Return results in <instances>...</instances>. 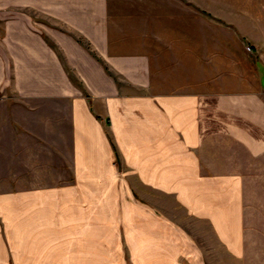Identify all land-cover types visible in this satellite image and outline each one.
<instances>
[{"label": "crops", "instance_id": "crops-1", "mask_svg": "<svg viewBox=\"0 0 264 264\" xmlns=\"http://www.w3.org/2000/svg\"><path fill=\"white\" fill-rule=\"evenodd\" d=\"M160 7L0 0V264L245 253L264 62L160 39Z\"/></svg>", "mask_w": 264, "mask_h": 264}, {"label": "rangeland", "instance_id": "rangeland-1", "mask_svg": "<svg viewBox=\"0 0 264 264\" xmlns=\"http://www.w3.org/2000/svg\"><path fill=\"white\" fill-rule=\"evenodd\" d=\"M158 4L159 9L168 5L167 12L173 13L155 18L160 39L189 41L191 50L203 48L207 59L236 57L241 71L252 67L250 58L264 62V0H158ZM250 171L245 253L234 258L217 242V252L209 254L211 264H264V160L255 158ZM166 201L174 204L171 199ZM173 212L194 228L181 210L173 208Z\"/></svg>", "mask_w": 264, "mask_h": 264}]
</instances>
